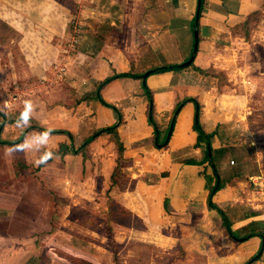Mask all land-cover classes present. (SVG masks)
Wrapping results in <instances>:
<instances>
[{
	"label": "crops",
	"instance_id": "0c3cea01",
	"mask_svg": "<svg viewBox=\"0 0 264 264\" xmlns=\"http://www.w3.org/2000/svg\"><path fill=\"white\" fill-rule=\"evenodd\" d=\"M1 1L0 9L5 8L3 17H0L1 26L4 20L8 21L6 24L13 35L4 43L1 39L5 34L0 26V51L3 48L4 54L16 48L19 56L13 54L11 61L21 58L25 63L24 71H17L14 75L17 79L15 84L23 77H27L28 83L45 79L46 77H42L49 73L51 75L49 69L54 61H67L69 71L67 76L64 75V82L61 83L62 76L58 75L56 85L42 99L38 98L41 106L36 108L32 119L44 129L53 128L70 133L73 146L95 130L110 127L116 122L112 111L95 98L96 87L101 81L113 74L130 72L140 75L154 67L184 63L191 56L193 33L196 30L198 48L193 65L153 74L145 79V85L152 96L157 133H154L148 122L149 99L142 79H114L99 94L121 114V124L116 129L123 146L119 164L123 161L133 166V171L126 175L133 188L131 194H138L139 199L151 200L156 206H161L167 215L175 212L179 215L196 216L205 205L208 210H212L208 208L209 191L206 186L210 182L213 186L215 177L208 163H203V147H194L197 141V134L193 131L196 110L194 104L186 102L174 115L173 129L165 147L156 146L155 136L158 144H162L179 102L190 98L199 107L202 105L201 96L207 92V77L210 78L207 70L211 68L208 61L212 49L214 52L217 51L216 48L227 52L228 56L224 57L223 62L225 71L222 72L227 76L234 71L242 73L245 68L241 61L237 62L243 57L240 49L244 53L247 51L245 54L257 55L258 45L252 34L254 30L248 31L246 27L249 23H245L263 9L264 0H203L198 27L194 23L197 0H67L69 5H80V9L82 7L80 15L84 19L83 37L73 55L65 52L67 18L71 11L69 5L67 8L70 11L56 7L57 0ZM82 1H88L86 7ZM22 20L32 21L33 26L29 29L26 24V28ZM232 53L237 58H233ZM214 56L216 55L212 54V59H215ZM9 64L10 61L4 64L3 57H0V68H7ZM217 65L214 62L213 68L216 69ZM233 79L230 78L228 82ZM238 79L235 77V80ZM202 110L204 108H201L199 121L206 133H215L210 140L211 154L215 158L219 183L223 181L225 184L213 195L212 202L224 212L233 232L240 236L249 232L264 234V175L253 176V180L252 177L246 180L236 176L223 180L221 171L226 170L227 165L220 161V157L224 155L220 149H224L228 134H236L234 131H237V138L245 137L239 142V146H254L256 153L262 154L255 162L264 165V111L253 110V117L261 119L251 128L244 120L251 112L247 115L239 112L237 115L234 111L222 114L213 111L212 115H207ZM222 123L224 133L221 134L219 128ZM23 131L15 126V122L5 124L0 139L11 141L20 137ZM35 133L39 131L30 130L25 137ZM70 143L66 134H52L49 147L55 150L61 145L70 146ZM9 147L0 145V148ZM97 149L113 152L119 158L111 135H101L84 152L58 156L60 163H63L64 177H71L67 174L70 172L69 164L74 162L71 157L77 159L80 156L76 160L79 164L76 165V174L79 171L77 177L80 186L86 185L87 165L92 162L97 164L96 158H92L90 154L97 157L100 154ZM258 159L262 161L259 162ZM183 160H191L197 165H186ZM0 162V255L3 256L0 264H8V260L12 258L9 259L7 246L20 243L25 236L21 222L25 218L32 221L34 212L25 200L31 195L27 196L23 191L24 181L29 175L21 171V168L19 171L15 170L13 165L17 163L16 158H3ZM55 163V159L49 160L36 174L30 175L31 188L40 190L41 197L52 195L47 186L52 178L49 173ZM114 163L117 166V162ZM150 163L156 165L159 173L154 178L146 173ZM107 177L108 180L111 179L112 170L108 171ZM66 181L72 187L71 182ZM212 211L220 217L215 210ZM225 236L232 251L223 255V264H264V240L259 236L243 238L242 241L231 239L226 234ZM13 260L16 261V257Z\"/></svg>",
	"mask_w": 264,
	"mask_h": 264
},
{
	"label": "rangeland",
	"instance_id": "374dc122",
	"mask_svg": "<svg viewBox=\"0 0 264 264\" xmlns=\"http://www.w3.org/2000/svg\"><path fill=\"white\" fill-rule=\"evenodd\" d=\"M56 2V7L68 9L67 0ZM82 2L86 7L88 1ZM69 6L71 11L68 9L70 14L67 18L65 52L73 55L83 37L84 19L80 15L82 9L80 5ZM4 9H0V17H3ZM6 23L8 21L4 20L1 26L0 21L5 34L1 39L4 43L13 35ZM22 23L26 28L28 24L29 29L33 26L32 21L22 20ZM247 23L249 25L246 29L254 30L252 34L258 45L257 55L245 54L247 51L244 53L240 49L243 57L237 62L241 61L245 68L242 73L234 71L227 76L226 73H222L225 71L223 62L224 57L228 56L227 52L217 48L215 52L211 50L208 61L211 68L207 70L210 78L207 77V92L201 96L203 103L200 105L199 114L201 108H204L202 113L207 115H212L213 111L220 114L234 111L237 115L239 112L246 115L251 112L244 120L246 125L252 128L261 119L253 117V110L264 111V6ZM246 39L248 40L247 34ZM192 44L194 45V37ZM3 52L2 48L0 57H3V63L8 64L10 61V64L7 68L6 66L0 68V113L5 114L8 121L15 122L23 110L25 100L31 99L36 108L41 106L38 98L42 99L48 94L49 89L56 85L58 75L62 76L61 83L64 82L63 79L68 75L69 69L66 59L57 60L50 65L51 75L48 71V76L45 74L42 77H46L45 79L28 83L27 77H23L15 84L17 79L14 75L17 71H24L25 63L21 58L11 61L13 54L19 56L16 48L2 54ZM212 54L216 55L215 59H212ZM232 55L233 58H237L234 53ZM214 62L218 63L216 69L213 68ZM58 67L64 68L60 74L56 72ZM227 71L229 73V70ZM235 77L239 79L235 80ZM230 78L234 79L228 82ZM34 125L37 123L32 119L31 126ZM219 129L221 134L224 133L223 123ZM234 132L236 134H228L224 149H220L222 153L224 152L220 157L221 164L227 165V169L221 171L223 180L230 176L246 180L252 177L253 180V176L264 175V165L255 162L262 154L256 153L254 146L244 148L239 146V142L245 137L237 138L239 132ZM80 143H75L74 147L77 148ZM12 147L0 148V160L16 158L17 163L13 165L15 170L19 171L21 168V171L29 175L25 177L23 191L27 196L31 195L25 200L34 212V219L22 220L25 236L20 243H11L7 246L9 259L12 258L8 260V264H223V255L229 253V250L232 251L228 247V238L224 234L221 218L212 210H208L206 205L196 216L179 215L175 212L167 215L161 206H156L151 200L139 199L138 194L132 195L133 188L126 175L133 171V166L120 161L119 168H116L114 162L119 163V160L113 152L97 149L98 154L100 153L97 157L90 154L92 158H96L97 164L92 162L91 165H87L88 183L84 186L78 183L79 171L76 174L78 164L76 160L80 159V156L77 159L71 157L74 162L69 164L70 172H67L71 177H64L63 163L55 159L56 163L52 165L53 170L49 173L52 178L47 186L52 195L44 198L41 197L40 190L31 188V176L44 166H34L40 152L32 150L9 154ZM57 150L56 148L53 151ZM64 155H68L67 152L58 156ZM85 155L83 153V156ZM86 159L91 161L90 157ZM231 161L234 163L231 164ZM213 162L215 164L214 157ZM147 169L146 173L150 178L159 175L154 163H150ZM109 170H112L113 175L110 180L107 177ZM3 172L6 171L3 169ZM66 180L71 182L72 187H69ZM220 184L223 187L225 185L223 181H220ZM206 187L209 191L212 187L211 182L207 183ZM24 215L26 217L27 212ZM9 227L12 228L11 225ZM13 227L15 228V223ZM28 230L31 232H27ZM2 257L0 255V261ZM13 257H16V261Z\"/></svg>",
	"mask_w": 264,
	"mask_h": 264
},
{
	"label": "trees",
	"instance_id": "16d2710c",
	"mask_svg": "<svg viewBox=\"0 0 264 264\" xmlns=\"http://www.w3.org/2000/svg\"><path fill=\"white\" fill-rule=\"evenodd\" d=\"M202 8H203V0H201L200 7H199V15H198L199 18L201 16ZM194 23H195V20H194ZM246 24H247V22L245 23V25ZM195 26L198 27V23L195 24ZM192 63L189 66L193 65ZM179 68L180 67L177 66V65H169V66H162V67H154V68H151V69H149L147 71L150 72L149 75H153V74H158V73H164V72L173 71V70H176V69H179ZM143 74L138 75V74H133V73H130V72L129 73L113 74V75L105 78L103 81H101L97 85V87H96V95H95V98H96L97 101L100 102L101 105H103L104 107H106V108H108V109H110L112 111V113L116 117V122L112 126H110V127H105V128H101V129L95 130L90 136H88L86 139H84L77 148H75L72 145V136H71L70 133L65 132V131L55 130L53 132V134H66V136L69 138V140L71 142L70 143L71 144L70 146L61 145L59 147V149L57 150L56 153L58 155H61L62 156L64 153L66 154V152L67 153H72V154H77L79 152H84L85 148L89 144H91L96 138H98L101 135L108 134V135H111V137L114 140V143L116 145V148H117V151H118V156H119V158L117 160L122 159L123 146L119 142V138H118V135H117V132H116V129L121 124V114H120V112L118 111V109L116 107H114L113 105H110V104L106 103L102 99V97L100 96L99 93H100V90L106 84H108L109 82H111L114 79L123 78V77H130V78H134V79H142V75ZM143 88L145 90V93H146L149 101H152V96H151L150 90L147 88V86L145 84H143ZM186 102L193 103L194 106H195V109L197 107V109L195 110V116H194V120H193V131H195L196 134H197V141H196V144H195L194 147L195 148H201V147H203V152H204V162L203 163H205V162L208 163V165L212 168V171H213V174H214V177H215V183L210 188L209 193H208V198H207V200H208V208L209 209H212V210H215L220 215L221 220H222V225H223V228H224V231H225V234L229 238L234 239V240H237L240 237L241 238H244V239H247L248 237L259 236L261 239L264 240V234H261V233L249 232V233H247V234H245L243 236H240V235H238V233L233 232L231 230L230 222H229L228 218L226 217V215L224 214V212L222 210H220L217 206H215L213 204V202H212L213 195L217 191H219V189L222 188V185L219 183V176H218V173H217L215 164L213 162V156L211 154V156H212V162H210L209 161V158H208V155H207V144L210 145V140L215 135V133H206L204 131V129H203V127H202V125L200 124V121H199V108L200 107H199L198 103L195 100H193V99L187 98V99H184L183 101L179 102L176 105V107H175V109L173 111V115H176L178 113V111L180 110V108ZM0 118H1V122H0V134H1L4 125L5 124H10L11 121H8L6 119V117L4 116V114H2V113H0ZM172 118H171V120H172ZM171 120H170V122H171ZM148 122L152 126V128L154 129V133H157L158 132L157 125H156V123H155V121L153 119V109L149 113ZM173 124H174V118H173ZM169 125H170V123H169ZM168 128H169V126H168ZM168 128H167V131H168ZM30 130H37L39 132H42L45 129L42 128V127H40V126H38V125L30 126L29 128H27V129H25L23 131V133L21 134V136H20V138L18 140H16V141H3V140L0 139V145L15 146V145L19 144L23 140V138L25 137L26 133L28 131H30ZM167 131H166V134H167ZM165 146L166 145H163L162 147H165ZM210 150L212 152L211 146H210ZM183 163L186 164V165H197L195 162H193L191 160H183ZM116 168H119V163H117ZM217 180H218V186H217V189L214 191V187H215V184L217 183ZM114 255H116V254L114 253ZM249 263L250 262H248L247 264H249Z\"/></svg>",
	"mask_w": 264,
	"mask_h": 264
},
{
	"label": "clouds",
	"instance_id": "9594fccd",
	"mask_svg": "<svg viewBox=\"0 0 264 264\" xmlns=\"http://www.w3.org/2000/svg\"><path fill=\"white\" fill-rule=\"evenodd\" d=\"M35 111L36 106L33 104V101L31 99L25 100L23 102V110L15 120V126L22 131L29 128ZM54 131L55 129L53 128H47L42 132L29 134V136L25 137L22 143L10 148L9 154L32 150L38 151L40 152V155L38 159L34 161V166L36 167L46 165L49 160L58 159V154L47 147Z\"/></svg>",
	"mask_w": 264,
	"mask_h": 264
},
{
	"label": "water",
	"instance_id": "95a60500",
	"mask_svg": "<svg viewBox=\"0 0 264 264\" xmlns=\"http://www.w3.org/2000/svg\"><path fill=\"white\" fill-rule=\"evenodd\" d=\"M200 3H201V0H197V9H196V14H195V24H197L198 18H199L198 15H199ZM193 37H194V45H193L192 55L187 61H185L184 63L179 65L180 68L187 67L193 62L194 55L197 52V48H198V32L196 30L193 33ZM149 74H150V72L146 71L142 75V83L143 84H145V79L149 76ZM196 109H197V107H196ZM151 110H152V102L149 101V113L151 112ZM173 118H174V115H173ZM173 118H172V120L170 122V125H169V128H168L165 140H164L162 145L158 144V142H157L158 138H157V136H155V144H156L157 147H161L163 145H166L167 142L169 141V138H170V135H171V132H172V129H173ZM207 155H208L209 161L212 162V156H211V150H210V145L209 144H207ZM217 186H218V180H217V183L215 184L214 191L217 189ZM237 240L242 241L244 239L242 238V239H237ZM260 253H261V250H260L259 254ZM259 254L257 256H255V258L258 257Z\"/></svg>",
	"mask_w": 264,
	"mask_h": 264
},
{
	"label": "built area",
	"instance_id": "2783aa9c",
	"mask_svg": "<svg viewBox=\"0 0 264 264\" xmlns=\"http://www.w3.org/2000/svg\"><path fill=\"white\" fill-rule=\"evenodd\" d=\"M62 70H64L63 67H58V68L56 69V72H57L58 74H60V73L62 72ZM230 163L233 164L234 162L231 161Z\"/></svg>",
	"mask_w": 264,
	"mask_h": 264
}]
</instances>
